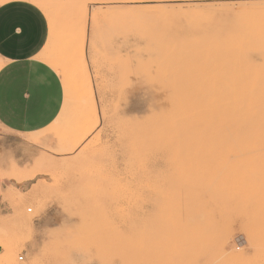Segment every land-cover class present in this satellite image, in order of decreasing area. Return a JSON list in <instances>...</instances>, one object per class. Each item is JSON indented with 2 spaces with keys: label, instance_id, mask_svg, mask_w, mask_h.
<instances>
[{
  "label": "rangeland",
  "instance_id": "374dc122",
  "mask_svg": "<svg viewBox=\"0 0 264 264\" xmlns=\"http://www.w3.org/2000/svg\"><path fill=\"white\" fill-rule=\"evenodd\" d=\"M46 4L64 101L40 132L0 128V264H264V122L207 137L224 93H264V0Z\"/></svg>",
  "mask_w": 264,
  "mask_h": 264
},
{
  "label": "crops",
  "instance_id": "0c3cea01",
  "mask_svg": "<svg viewBox=\"0 0 264 264\" xmlns=\"http://www.w3.org/2000/svg\"><path fill=\"white\" fill-rule=\"evenodd\" d=\"M48 34L38 6L26 0L0 4V128L7 134L40 132L60 114L62 81L39 59Z\"/></svg>",
  "mask_w": 264,
  "mask_h": 264
},
{
  "label": "bare ground",
  "instance_id": "6f19581e",
  "mask_svg": "<svg viewBox=\"0 0 264 264\" xmlns=\"http://www.w3.org/2000/svg\"><path fill=\"white\" fill-rule=\"evenodd\" d=\"M6 1H9V0H0V4L4 3ZM26 1L38 6V8H40L41 10L43 9L42 11H44L45 8L47 7L46 0H26ZM47 2H48V0H47ZM61 5H63V4H61ZM48 7H49V5H48ZM46 13L48 14V16L46 15ZM44 14L46 16V19H47L48 23L52 24L53 22H51V20H50L51 19V15L53 16L52 12H51V14H49L48 12H44ZM53 21H54V17H53ZM84 30H85V28H83V32H84ZM83 32H82V34H83ZM83 36H84V34H83ZM246 42H248V41H246ZM83 47H84V37L82 38V40L80 41L79 46H78V59H79L80 64H82V66L84 68V71H85L86 70V66H85V62H84ZM65 57H67V59L69 61L71 60L70 59L71 57L69 55L68 56L66 55ZM65 57L62 56L61 59L53 58L49 62L52 63L53 65H55V67L59 68L61 73H65L67 70H71V66L74 63V60H71V62L63 60ZM240 64H241V61H240ZM83 68L81 67V71L80 72H82ZM233 70L235 71V69H233ZM85 73H87V71H85ZM239 74H241V73H239ZM81 75H83V74H81ZM84 76H85L84 79H86V81L84 80V83L81 84V85H77L76 84L75 90L79 91V90L83 89L84 91H86V93L89 96V98H88V100H84L82 102L84 104H86L87 106L88 105L92 106L93 104H92V95H91V91H90V82H89L88 77L86 75H84ZM241 77H242V74H241ZM241 77L239 76V78H241ZM249 81H251V80H249ZM254 82H255V84H258V83H256V81H254ZM227 83H228V81H227ZM251 83H252V81H251ZM230 84H232V82ZM248 84H250V82ZM254 85H253V87H255ZM251 86H252V84H251ZM230 88H231V86H229V89ZM248 90H251V89L247 88V92L234 91V92H226V93H224L225 97L223 99V103H222L223 105L218 102V104H220V105H218L219 109L215 106L217 103L214 105L215 106L214 109L216 108V110H218V113L222 110L221 107L223 106V111H221L218 114L219 116L222 115V117L220 116L222 118V124H221V128H220L221 130L218 129V127H217L216 130L218 129L220 131H214V132L212 131L211 133H209V135L207 137H209L210 139H213V140H240V139H243L247 135V133L249 131V127L256 128V124H259V122H262V123L264 122V120H263L264 119L263 118V113L264 112H262L263 111L262 108H264L263 107L264 106V93L263 92H249ZM252 90H254V89L252 88ZM78 104H80L79 100H77V105ZM219 106H221V107H219ZM220 108H221V110H220ZM214 109H211V111H214L216 113L217 111H215ZM213 113H212V115H213ZM215 113H214V115H216L215 117H217L215 121H218L219 117L217 116V113L216 114ZM58 117H59V115H58ZM58 117L56 119H58ZM28 135H30V134H28ZM29 140L32 141L33 143H37L39 141L36 138H33L32 140L29 139ZM165 140H174V138L171 137V136H168ZM166 210L168 211V209H166ZM158 218H159V216H158ZM159 219H161V217ZM170 241H172V240H170ZM169 243H171V242H167V246L168 247H169V245H171ZM0 258H1V256H0Z\"/></svg>",
  "mask_w": 264,
  "mask_h": 264
},
{
  "label": "clouds",
  "instance_id": "9594fccd",
  "mask_svg": "<svg viewBox=\"0 0 264 264\" xmlns=\"http://www.w3.org/2000/svg\"><path fill=\"white\" fill-rule=\"evenodd\" d=\"M27 98V97H26ZM34 264H42V262L41 261H34ZM86 264H93V261H92V259H89L87 262H86Z\"/></svg>",
  "mask_w": 264,
  "mask_h": 264
},
{
  "label": "built area",
  "instance_id": "2783aa9c",
  "mask_svg": "<svg viewBox=\"0 0 264 264\" xmlns=\"http://www.w3.org/2000/svg\"><path fill=\"white\" fill-rule=\"evenodd\" d=\"M18 261H22V257H19V258H18Z\"/></svg>",
  "mask_w": 264,
  "mask_h": 264
}]
</instances>
